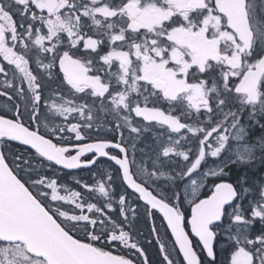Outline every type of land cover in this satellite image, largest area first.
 Here are the masks:
<instances>
[{"label":"snow or ice","instance_id":"snow-or-ice-1","mask_svg":"<svg viewBox=\"0 0 264 264\" xmlns=\"http://www.w3.org/2000/svg\"><path fill=\"white\" fill-rule=\"evenodd\" d=\"M0 78V264H264V0H0Z\"/></svg>","mask_w":264,"mask_h":264},{"label":"trees","instance_id":"trees-1","mask_svg":"<svg viewBox=\"0 0 264 264\" xmlns=\"http://www.w3.org/2000/svg\"><path fill=\"white\" fill-rule=\"evenodd\" d=\"M0 83H2V78H0ZM72 177H78L84 180H89L90 179V175H79L76 173H63L61 176V180L63 183L67 184L68 186L72 187V188H76V185L74 184V181L72 179ZM63 194V193H62ZM97 195V194H96Z\"/></svg>","mask_w":264,"mask_h":264},{"label":"rangeland","instance_id":"rangeland-1","mask_svg":"<svg viewBox=\"0 0 264 264\" xmlns=\"http://www.w3.org/2000/svg\"><path fill=\"white\" fill-rule=\"evenodd\" d=\"M156 131H159V129H156ZM151 133H146L144 136V140L148 141L151 138ZM149 252L152 254L153 258L155 259V249L154 248H149Z\"/></svg>","mask_w":264,"mask_h":264},{"label":"flooded vegetation","instance_id":"flooded-vegetation-1","mask_svg":"<svg viewBox=\"0 0 264 264\" xmlns=\"http://www.w3.org/2000/svg\"><path fill=\"white\" fill-rule=\"evenodd\" d=\"M260 133V130L259 129H256L255 132L253 133V135H259ZM107 163V161H105V164ZM65 173H67L66 171H64ZM74 173H77V174H88L89 171L88 170H85V169H80L78 170V172H74Z\"/></svg>","mask_w":264,"mask_h":264}]
</instances>
